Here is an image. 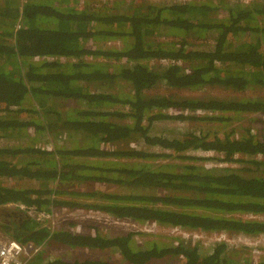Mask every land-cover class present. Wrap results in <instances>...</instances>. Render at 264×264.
<instances>
[{"label":"trees","instance_id":"obj_1","mask_svg":"<svg viewBox=\"0 0 264 264\" xmlns=\"http://www.w3.org/2000/svg\"><path fill=\"white\" fill-rule=\"evenodd\" d=\"M102 1L100 8L85 1L75 7L65 0H0V23L6 24L0 30V137L22 141L28 139L25 130L33 128L38 136L59 130L83 139L79 147L57 149L52 158L33 142L0 146V178L36 181L24 187L0 184V205L22 204L36 213L51 205L188 231L264 234V219L244 217L264 215V137L248 132L220 138L198 126L228 121L232 114L264 112V98L180 92L243 93L264 87V1ZM166 34L174 38L159 40ZM111 39L123 46L103 47ZM192 40L207 42L198 47ZM61 57L72 61L64 64ZM119 82L128 84L127 92L106 90ZM160 86L164 92L148 93ZM66 99L77 105L63 111L54 106ZM162 121L173 124L165 134L151 127ZM133 139L145 149L102 147ZM194 150L221 156L186 155ZM173 153L186 161L175 170L114 161ZM77 157L109 163L91 165ZM192 158L211 162L198 166ZM89 182L117 184L129 192L75 188ZM6 219L0 228L21 242L40 245L48 237L27 216L12 211ZM84 226L90 231H55L49 239L66 249L118 252L126 264L167 258H181L183 264H239L223 241L207 252L196 239L180 237L175 244L136 247L134 232L106 237ZM25 264L117 263L95 256L44 260L38 254Z\"/></svg>","mask_w":264,"mask_h":264},{"label":"rangeland","instance_id":"obj_2","mask_svg":"<svg viewBox=\"0 0 264 264\" xmlns=\"http://www.w3.org/2000/svg\"><path fill=\"white\" fill-rule=\"evenodd\" d=\"M63 1V0H55V2ZM69 3L73 2L78 3L80 0H65ZM85 1L87 3H91L94 5H100L103 1L102 0H81ZM113 2V0H111ZM197 0H189V2H195ZM242 2H249L250 0H240ZM261 2L264 0H260ZM123 2H126V0H123ZM134 4L139 3H148L151 2V0H133ZM98 5V6H99ZM221 12H218L216 15L219 17ZM6 27V24L0 23V30L4 29ZM166 33L165 31L161 34ZM174 38L168 34L163 35L162 37L159 36V40L163 41H171V39ZM156 40H158L157 37H155ZM111 48H118L122 47L123 43L119 39H111ZM193 44L195 46L200 47L201 44L204 42H207V40H192ZM193 46V45H192ZM47 59V58H46ZM49 60V59H48ZM64 64L70 63L71 59H62L60 60ZM122 63V62H120ZM9 69H12L13 66H9ZM128 84L125 82H119L116 83V85H112L108 88H106L109 92H127ZM164 87L160 86L155 89L149 90V94L154 93H161L164 92ZM181 93L189 96V97H201V96H218V97H263L264 98V87L256 88V89H248L244 91L243 93L239 92H230L222 89H206L203 91H196V90H180ZM24 105H27L24 104ZM77 102L75 100L66 99L58 101L54 104L56 108L62 111L68 107L76 106ZM120 108V107H119ZM122 110H126L127 107L120 108ZM29 115L25 114L24 112H19V117L21 118H28ZM204 123V122H203ZM198 123V126L201 128H207L213 130V133H215L218 137L224 138L225 136L228 137H240V136H246L248 135V132H253L255 136L261 138L264 137V112H251V113H241V114H232L230 119L225 122H216V123ZM172 122L170 121H162V122H155L152 124V128L157 133H163L167 132L172 127ZM185 128V127H184ZM25 133L28 134L27 138L25 140H22L19 137L15 138H4L0 137V146H8V145H16L22 142L21 145L25 144L27 141L33 142L34 144L38 145V148L44 150H48V155H52V157H55V154L57 153V149L61 150L64 148H74L82 143V138H79L77 133H66L62 134V131H52L51 134L48 133H39V136L36 135V131H34L33 128H29L25 130ZM213 133H210L209 136H212ZM38 134V133H37ZM89 140V138H87ZM85 144V143H84ZM79 147V146H78ZM102 147L105 149L110 148H123V149H145L143 142L138 140L134 141H128V142H119L117 144H102ZM157 149V148H156ZM167 151V150H165ZM186 155L189 156H196V155H203V156H215L219 158L221 155L215 152H201L198 150L189 151L186 153ZM78 160L87 163V164H96V160L109 163L106 161V159H97L94 158L93 160L90 159V157H77ZM191 160L195 165L198 166H204L205 163L211 162L209 159H203V160H196L194 158L188 159ZM115 164L121 165L122 163L128 162L133 163L137 162L140 164L148 163L150 164L151 168L157 169V168H169L171 170L177 169L179 165L182 163H185L183 159L176 156V153H173L172 156L164 157V158H154V159H140V158H118L115 159ZM223 165H228L229 167H236L237 163L235 162H224L222 161ZM244 166H253L252 164H243ZM95 182H89L85 184H79L76 189H86V188H95L99 189L101 191H109V192H121L126 191L129 192V190L125 188H121L117 184H104V183H97L93 184ZM0 184L6 185V186H14V187H24V186H34L36 185L35 180L27 179V180H19V179H12V178H0ZM52 186H57L55 184H52ZM63 187V186H62ZM68 186L66 185V189ZM131 189V187H128ZM159 192V191H158ZM54 196V195H53ZM52 197V196H51ZM59 197H62L60 195ZM12 204V203H11ZM14 205V204H12ZM19 205V204H18ZM16 204L15 207H18ZM12 206L9 204H1L0 205V214L5 213V211L11 210ZM28 209H32V207H28ZM41 211L49 212L51 211V205L48 207V209H43ZM68 215L67 211L58 212V218L62 222L57 225H53V227L49 224V220L46 218L40 219L38 218V215L36 212H34L32 215L29 216L31 220H34L35 223H37L39 226L46 229V232L48 234L47 239L41 243V246H46V251L44 253L45 259H62V260H73L77 257L82 256H95V257H102L109 259V261L115 262L117 264H126L125 261L121 259V256L118 252H109L108 250H102V251H95V250H88L84 248H71V249H64L58 242H55L53 239H49V236L52 235L55 231H66V232H73V226L76 224L75 221L68 220L64 221L66 216ZM244 217L247 218H256V219H264V215H258L250 216L246 215ZM76 218V217H75ZM3 218L0 217V224L4 223ZM77 219L84 220L85 217L83 215H80L77 217ZM101 221V225L105 227H97L95 224L93 227L94 229H98L99 231L103 232V234L107 236H115L119 234H124L126 232H134L133 233V244L134 246H148L149 244L158 243V244H175L177 242V238H183L184 240L188 238L196 239L199 241L205 251L207 252V248L212 246L215 242L223 241L227 244L228 248V254L231 259H234L239 264H246L249 262V264H264V234H258L254 236L241 234V233H222V232H194V231H185L182 229L169 227V226H163L158 224H139L137 222H132L129 220H114L113 223L109 224L111 219H107L106 221L103 219H99ZM59 247V248H58ZM149 264H183V260L181 258H167L162 260H155L150 262Z\"/></svg>","mask_w":264,"mask_h":264},{"label":"built area","instance_id":"obj_3","mask_svg":"<svg viewBox=\"0 0 264 264\" xmlns=\"http://www.w3.org/2000/svg\"><path fill=\"white\" fill-rule=\"evenodd\" d=\"M80 1L78 3H74L73 1L69 3L68 5H74L75 7H77L79 6ZM180 1H189V0H180ZM98 5H94V6L100 7V8L103 6L102 3L99 6ZM18 28H19V23H16L13 27V30L15 31ZM111 41L112 40H106L103 44V47L111 48V44H110ZM62 59L64 58L61 57L60 60ZM98 59L99 58H96L95 60H98ZM17 208L25 210V207L21 204H19ZM27 211L31 213L30 210H27ZM62 211L68 212V215L66 216L64 221L72 220L76 222V224L73 226V229L77 232H89L90 229L84 226L87 224L90 225L91 227H93L95 224L97 225L98 228L105 227L101 225V221L99 219H103L105 221L107 219H111L112 221H110L109 224L113 223V221L116 220L113 217L109 216L108 214H102V213H96V212H84L81 210H72L66 207H52L51 211L39 212L37 213V215H38V218L40 219H43V218L48 219L49 224L53 227V225H57L62 222L58 218V212H62ZM80 215H83L85 219L84 220L77 219V217ZM255 215L256 214H252L250 216H255ZM253 219H256V218H253ZM31 250H33V247L30 244L23 245L17 242L16 240L0 238V264H24L27 257L32 253L30 252Z\"/></svg>","mask_w":264,"mask_h":264},{"label":"clouds","instance_id":"obj_4","mask_svg":"<svg viewBox=\"0 0 264 264\" xmlns=\"http://www.w3.org/2000/svg\"><path fill=\"white\" fill-rule=\"evenodd\" d=\"M261 138H263V137H261ZM68 186V185H67ZM66 187V186H65ZM9 204V203H8ZM9 205H11L12 206V211L15 213V214H17L18 216H20V217H25V216H27V217H29L30 215H32L34 212H32L31 211V213H29L26 209L25 210H22V209H19V208H17V207H15V206H13L12 204H9ZM14 205H16V204H14ZM22 205V204H21ZM54 207V206H53ZM52 208V207H51ZM40 212H44V211H40ZM37 214V213H36ZM0 217L1 218H3L2 217V214H0ZM3 220V222L4 223H1L0 225L1 226H3V224L5 225V224H7L8 223V220L7 219H2ZM132 222H134V221H132ZM169 227H171V226H169ZM174 228H176V227H174ZM178 229H180V228H178ZM182 230H184V229H182ZM99 233H101L103 236H106L105 234H103V232H101V231H99V230H97ZM185 231H188V230H185ZM194 232H197V231H194ZM125 234V233H124ZM119 235H121V234H119ZM0 238H5V239H12V240H16L17 242H19L20 244H23V245H27V244H30L32 247H33V250H31L30 252H32L28 257H27V259H26V261H25V263L30 259L31 260V258H33L34 256H36V255H40L43 259H45V256H44V253H45V251H46V246H41V244L40 245H35V244H33L32 242H30V241H26V242H21V241H19V240H17L16 238H13L12 236H10V234H8V233H6L3 229H1L0 228ZM182 238V237H181ZM189 239V238H188ZM63 247V246H62ZM59 248V247H58ZM64 248V247H63ZM64 249H66V248H64ZM75 249V248H74ZM24 263V264H25Z\"/></svg>","mask_w":264,"mask_h":264},{"label":"flooded vegetation","instance_id":"obj_5","mask_svg":"<svg viewBox=\"0 0 264 264\" xmlns=\"http://www.w3.org/2000/svg\"><path fill=\"white\" fill-rule=\"evenodd\" d=\"M10 212H12V210L5 211V213L2 214V217L6 219Z\"/></svg>","mask_w":264,"mask_h":264}]
</instances>
